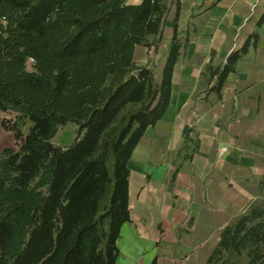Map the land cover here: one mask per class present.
<instances>
[{
    "label": "trees",
    "instance_id": "obj_1",
    "mask_svg": "<svg viewBox=\"0 0 264 264\" xmlns=\"http://www.w3.org/2000/svg\"><path fill=\"white\" fill-rule=\"evenodd\" d=\"M162 19L159 0H0V111L32 122L18 150L0 153V264H117L128 161L168 106L179 53L174 42L158 83L134 61ZM128 103L136 108L119 118ZM67 122L77 140L54 145ZM249 246V264H264V206L224 229L207 264Z\"/></svg>",
    "mask_w": 264,
    "mask_h": 264
},
{
    "label": "crops",
    "instance_id": "obj_2",
    "mask_svg": "<svg viewBox=\"0 0 264 264\" xmlns=\"http://www.w3.org/2000/svg\"><path fill=\"white\" fill-rule=\"evenodd\" d=\"M159 5L162 32L134 58L145 64L155 51L162 76L174 42L179 53L168 106L128 161L130 221L117 264H207L224 229L264 206V0Z\"/></svg>",
    "mask_w": 264,
    "mask_h": 264
},
{
    "label": "rangeland",
    "instance_id": "obj_3",
    "mask_svg": "<svg viewBox=\"0 0 264 264\" xmlns=\"http://www.w3.org/2000/svg\"><path fill=\"white\" fill-rule=\"evenodd\" d=\"M148 38L146 39V41L153 45V39L149 40ZM136 59L134 58V61L136 62L137 66H146L148 68H151L154 73L155 81L157 83L161 81V76H158L160 56L156 55L155 51L152 50L151 57H149L148 62L145 64L137 62ZM32 64V60H29L27 64V68L29 70L33 69ZM135 108L136 106H133V104L128 103V105L122 109L119 118L125 115L126 113H130ZM31 127L32 122L28 118L21 117L12 110L0 111V153L6 148L18 150L24 138L29 133ZM78 135L79 125L74 122H67L66 124L58 128V131L52 139V142L56 146H68L77 140ZM107 198L108 194L104 196V199L100 203V212L103 210ZM258 203L259 205H262L261 200ZM252 248L253 247L249 246L246 249H243L240 253H225V264H249L251 259L249 257V250H251Z\"/></svg>",
    "mask_w": 264,
    "mask_h": 264
},
{
    "label": "built area",
    "instance_id": "obj_4",
    "mask_svg": "<svg viewBox=\"0 0 264 264\" xmlns=\"http://www.w3.org/2000/svg\"><path fill=\"white\" fill-rule=\"evenodd\" d=\"M222 151H225V148H223Z\"/></svg>",
    "mask_w": 264,
    "mask_h": 264
}]
</instances>
